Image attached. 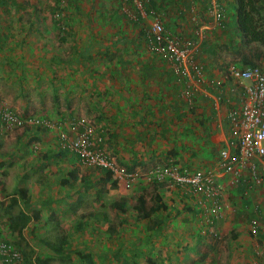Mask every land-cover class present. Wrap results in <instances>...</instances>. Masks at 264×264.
I'll use <instances>...</instances> for the list:
<instances>
[{"label": "crops", "instance_id": "obj_1", "mask_svg": "<svg viewBox=\"0 0 264 264\" xmlns=\"http://www.w3.org/2000/svg\"><path fill=\"white\" fill-rule=\"evenodd\" d=\"M148 1V20L157 15L173 36L189 38L198 45L196 60L204 69L202 80L176 75L172 64L152 53L146 45V30L143 36L129 15L134 7L129 5L126 11L122 3V11L117 12L120 4L117 0H74L70 10L73 15L63 18L67 24L64 32L59 30L52 18H31L24 33L19 35L17 30L14 37L8 38L11 46L20 45L23 38L26 44L18 46L13 55L16 65L10 66L6 59L0 58V67L17 79V86L10 89V95L2 90L4 85H1V80L0 95L9 103L16 101L21 111H42L48 116L46 118L56 123L62 120L63 125L43 128L42 132L34 128L23 132L22 128L0 127V187L8 194L5 197L0 195V202L10 200V196L19 199V205L9 213L11 200L2 206L5 213L1 217H6L7 221L0 218V238L7 240L6 233L11 232L9 216L17 214L22 208L31 217L25 233L34 231L38 234L30 239L25 235L26 239L44 258L57 259L70 251L68 231L60 237L46 235L50 228L58 224L59 228H73L74 225L78 230L74 241L82 236V229L87 232L99 228V232L117 234L118 237H124L126 231L120 242L106 236V242L117 241L118 245L124 240L127 244L141 237L145 241L155 236L168 235L171 238L174 231V256L179 255L180 250L181 264H186L188 258L194 260L191 256L197 259L199 248L210 249L208 255L204 253L205 256L199 259L205 262L208 258V263H211V257L220 243L204 239L214 238L218 231L225 237L233 233L235 242L229 240L226 246L224 243L221 245L228 250L227 257L222 258L223 263L264 264V260L257 262L252 258L254 252L261 254V245L259 237L250 235L248 230L249 218L258 217L260 236L264 234V183L260 186H248L243 182L232 185L229 175L222 177L224 220L213 223V234L210 232V216L198 195L188 194L182 188L166 190L155 184L150 197L134 193L135 200L131 199L133 193H124L125 179L122 181L112 176L108 180L107 171L82 165L78 156L70 152L59 137L60 128L65 129L70 123L66 120L82 114L81 107L78 109L82 104L86 111L90 108L89 114L96 117L101 129H105L110 152L116 153L121 164L130 171L159 164L158 160L163 159L162 164L174 160L192 169L217 166L220 150L231 138L228 112L232 107H240L243 101L242 83L227 76V68L231 63L245 68L254 65L250 60L234 57L235 49L244 44L237 29L236 0H223L225 15L222 27H214L215 30L208 32L205 30L204 35L199 33V26L211 22L205 0ZM260 1L256 4L264 16V0ZM85 2H88L85 8L90 9L89 14H80ZM38 26L40 33L35 32ZM1 35L3 40L7 39L4 34ZM45 54L47 58L55 55L53 60L59 58L51 62L44 58ZM4 77L7 80L5 71ZM22 88L26 92V101L19 91ZM189 90L194 94L193 106L188 103ZM37 153L40 158L36 159ZM115 180L120 181L121 188H118L122 195L114 198L118 196V190L115 194L110 188ZM104 193L105 198L109 194V202L103 201ZM156 194L164 203L162 210L148 218L140 217L135 207L138 198L143 197L151 204ZM87 198L94 201L90 212L82 213ZM99 201L104 202L100 210L97 208ZM37 204V208L45 205L52 210L42 212L35 207ZM69 217H77V220L69 224L66 220ZM155 219L159 220L160 226L150 229ZM136 232L142 235L135 236ZM41 238L55 244L65 239L66 249L56 254L40 244ZM7 241L19 247L22 256L25 254V243L21 240H17L19 244ZM78 247L83 248L84 245ZM244 250L251 254L247 252L244 255ZM93 259L97 264L94 256ZM124 259L117 258L111 263L119 264ZM215 260H218L216 264H220L219 259ZM77 261L83 262L80 257ZM99 263L105 261L99 259Z\"/></svg>", "mask_w": 264, "mask_h": 264}, {"label": "built area", "instance_id": "obj_2", "mask_svg": "<svg viewBox=\"0 0 264 264\" xmlns=\"http://www.w3.org/2000/svg\"><path fill=\"white\" fill-rule=\"evenodd\" d=\"M148 0H122L126 11L129 5L134 7L129 15L133 20L140 18L147 24L146 40L148 49L174 67L176 75L202 80L204 69L197 62L198 45L189 38L173 36L164 27L157 16L149 18ZM211 22L199 26V33L213 29L221 24L225 15L223 0H205ZM62 18L60 12L54 14ZM227 76L242 83L243 101L240 107H232L228 112L231 138L220 150L216 167L192 169L169 160L165 164H155L147 173L148 181L161 184L166 190L185 189L188 194L198 195L204 209L210 216V230L222 219L224 212L221 178L230 176L231 184L246 183L248 186H260L264 183V70L258 66L240 67L229 64ZM188 103L193 106L194 94L187 92ZM50 120L30 114L22 115L0 102V126L14 128H53ZM59 125H56L60 127ZM105 129H101L93 119L78 118L60 128L59 137L63 144L75 153L82 165L99 170H108L119 179L133 178L139 175L122 166L108 149ZM250 234L258 236L260 222L256 217L249 221ZM216 233V232H215ZM24 256L21 249L0 238V262L4 264H22Z\"/></svg>", "mask_w": 264, "mask_h": 264}, {"label": "rangeland", "instance_id": "obj_3", "mask_svg": "<svg viewBox=\"0 0 264 264\" xmlns=\"http://www.w3.org/2000/svg\"><path fill=\"white\" fill-rule=\"evenodd\" d=\"M62 1H63V5H61V2L59 3L58 0H0V58H3L4 61L6 59L7 60L6 63L10 66H12L11 64H14V65L17 64L16 58L13 55H15L14 53H16L18 51V46H24L26 44L25 38H23V40H21L19 42L20 45H18V46H11L10 45L11 41H8V38L10 39V36L14 37L15 33H17V30L19 31L18 32L19 35H21L22 32L24 33L25 30L27 29V23L30 21L31 18H35L37 20H42L45 18L54 19V17H53L54 14L59 10H62V13H61L62 18L61 19H63V15L65 13L67 15L68 14L73 15V13L70 10L73 9L74 0H62ZM117 1H119V0H117ZM256 1H260V0H255V2ZM259 3H261V1ZM82 6H84V8L82 9L81 13L80 12L79 13L82 14V12L83 13L86 12L87 14H89L90 9H86L87 7L85 8V6H88V2H85L84 4H82ZM120 7L122 9L121 4H120ZM77 8H78V6H77ZM78 9H80V8H78ZM222 23L217 25L216 27H222ZM215 28H213V29L215 30ZM213 29H211V30L208 29L206 31L207 32L212 31ZM35 32L40 33L41 28L39 27V29H36ZM1 34H4V37L7 39L3 40V37ZM194 35H196V37H198L197 36L198 34L196 32H194ZM37 42H40V40H38ZM146 45H147V43H146ZM239 45H241V46H238V48L235 49V51L233 50L235 53L234 57L239 56L242 60H246V61L250 60L254 64V66L261 67L264 70V47L260 46L257 43H252L249 45H245V44H239ZM45 53H48V50H45ZM53 56H55V55H52L51 57L47 58L46 54H45L44 58L45 59L47 58L51 62L55 61L57 58H59V57H56L53 60ZM4 71L6 72L7 80L4 79L5 78L4 77ZM1 80H2L1 85H4L2 90L7 91L8 95H10L11 90L14 89V86H17V79L15 78L14 75H12L11 72H8V70L0 67V81ZM20 86L21 87L23 86L21 81H20ZM19 91L21 92L20 94L22 96V99L24 101H26V98H25L26 95H24V93H26V92L24 91V89L22 88V90H19ZM241 96H242V92H241ZM0 102L11 107L13 110L19 112L22 115L33 114V115H36V116H39V117H42L45 119H46V117H48V116H46V113H44L42 111H33L32 109L29 111L28 110H26V111L22 110L21 111V109H19V107H17L18 103H16V101H14L15 103H9V102L5 101L1 95H0ZM81 105L78 107V109L81 107L82 111H80V113H82V114H77V115H75V118H73L71 120H66V122L76 121V120H78V118H82V117L88 118V119H93L96 122H98L96 120L95 116H92L91 114H89L90 108L86 111V108H84L85 106L83 105V107H82ZM73 106L74 105H72V107ZM27 109H29V108H27ZM47 119L50 120L49 118H47ZM50 121L56 125L60 124V123H56L54 120H50ZM60 122L63 125V121L60 120ZM56 125H55V127H56ZM43 128L35 127L34 129L36 131L42 132V130L45 129V128L44 129ZM14 129L16 130L17 128H14ZM22 131L27 132V131H30V129L26 127V128H22ZM103 135L105 136L104 132H103ZM112 154H114V156L117 158L118 162L121 164L116 153L112 152ZM39 156H40V154L37 153L36 159L40 158ZM43 157H45V156H43ZM163 161H164V159L158 160L159 163H161ZM121 165L123 166V164H121ZM153 165L154 164H151L149 166L145 165L143 167H139L138 169H135L134 171H137L139 175L134 176L133 178L125 179V181H123L121 179L123 181V183L125 184V186H124L125 192L124 193H128L129 191H130V194L133 193L131 195L132 196L131 199L135 200L136 194H134V193H144V195H146V197L148 198L154 192L155 183L148 181L147 176H146V173L153 167ZM117 179H119V178H117ZM1 182L2 181H0V183ZM119 182H117L115 180V184L110 188V189H114L113 193H115V194H117V190H118V196H114V198L119 197V195H122L120 193V190H119V188H121V186L119 185ZM259 188H262V186ZM5 192H7V191L3 187H0V195H3L4 197L7 196L8 194ZM103 195H104L103 201L109 202L110 201V200H108V198L110 197L109 194L107 195L106 198H105L106 193H104ZM35 197L37 198L36 194H35ZM92 201H94V199L91 200L90 198H87V200L85 202V208H83L82 213L83 212H87V213L90 212V205H91ZM1 202H0V218L4 219V221H7L6 217H1V215H3L5 213L4 208L2 206H4L6 203L8 204L10 202V200H6L5 203H2V204H1ZM104 202L99 201V204L97 206V208L99 210H100V207H102L101 203H104ZM37 206H38V204L35 205L36 208H37ZM38 209H40L42 212L44 210L46 212H48V210H52V207H49V209H47V206H45V205L41 206L40 205L37 208V210ZM57 211H59V210H57ZM74 212H76V211H74ZM87 213H85V214H87ZM224 213L225 212H223V217L220 220V222L224 220ZM76 218L77 217L71 219V217H69V219H66L67 223H69V224L70 223L72 224V222L75 223V220H77ZM252 218H254V217L253 216L250 217L249 220ZM256 218L260 222V219L258 217H256ZM100 222L101 221H98V223H100ZM96 223H97V220H96ZM203 224H204V220H203ZM54 227L55 228H50L49 230L47 229L48 230V232H46L47 237L51 236V238H52L53 235L60 237L61 235H64V233L68 231L70 233L69 237H70V241H71L70 242L71 247L69 249L70 250L69 253L68 254L66 253L64 256H61L60 258H57V259H53L50 257L47 258L49 261V264H84L83 262L80 263L79 261H77L79 256L77 254L78 251H76V250H78V249H80L79 251H82L85 253L90 252L94 256V258L96 259L95 262H97V264H112L111 263L112 260L116 261L117 258L121 259L123 257L131 259L136 264H174V261H175V264L176 263L181 264L182 258L180 255L181 254L180 250L178 251L179 255L176 254L174 256V231H173V233H171L173 235V237H171V238H169L168 235L163 236V237L155 236L153 238L148 237L145 241L141 237V239L132 240L131 242H128L127 244L125 243V240H124L123 242H121L118 245L117 241L112 242L110 240L109 242H106V236L108 235L110 237H113V239H115V240L119 239V242H120V241H122V238L125 237L126 231L124 232V237H123V235H119V237H118L117 234L109 235L108 233H105V232H99L98 231L99 228L98 229L93 228L92 230L90 229V231H87V232L84 231V229H82L83 230V231H81V232H83L82 236L80 235L79 239L77 238L76 239L77 241L76 240L74 241L73 238H76V236H77L76 233L78 232V230L75 229L74 225H73V228H72V226H68V227L66 226L67 228H59L58 224ZM98 227H100V225H98ZM135 227H136V225H135ZM263 228H264V225H263ZM71 229H73V230L70 231ZM260 229H261V227H260ZM42 232H40V233L42 234ZM40 233H39V235H40ZM249 233H250V230H249ZM6 234H7L6 235L7 240L18 243L17 237L12 232H7ZM136 235L141 236L142 233L136 232L135 236ZM260 235L261 234L259 233L258 234V237H259L258 241L261 245V249H259V252H261V254L256 255L254 252V254L252 255V258L256 259L257 262L264 260V234H262L263 236H260ZM26 236L28 237V239H30V238H33V236H38V234H37V232H34V231L28 232V233L26 232ZM225 238H227V239H225ZM126 239L129 240V238H126ZM234 239H235V236L233 235V233L229 234L228 237H225L223 234L222 235L219 234V231H218V233L216 234V236L214 238L212 237V239H210V238L204 239L205 241L208 240L206 242L218 241L220 243L217 246V249H215V253H213V257H211L212 258L211 263H208V261H209L208 258H207V261H205V262H203V259H199V257L203 258L205 256V254L208 255L209 254L208 251H210V249L199 248L200 254L196 255V256H198V258L195 259V256H191L194 260H191L188 258V262L186 264H214V263L216 264V261H218V260L214 261V259H219V263L224 264L223 263L224 261L222 260V258L227 257L228 250L225 247L223 249V247H221V245L224 243V246H226V243L229 242V240H231L232 242H235ZM248 240H249V235H248ZM96 244H98V245H96ZM81 245L82 246L84 245V247L79 248L78 246H81ZM91 246L96 247V248H92ZM160 248H162V250ZM221 249H223V250L221 251ZM184 252H185V254L187 253L186 250ZM247 252L250 253L248 250H244V255H246ZM188 257H190V256H188ZM99 259H102V261H105V263H99ZM22 264H25V263H22Z\"/></svg>", "mask_w": 264, "mask_h": 264}, {"label": "trees", "instance_id": "obj_4", "mask_svg": "<svg viewBox=\"0 0 264 264\" xmlns=\"http://www.w3.org/2000/svg\"><path fill=\"white\" fill-rule=\"evenodd\" d=\"M58 1L59 3L61 2V5H63L62 0H58ZM117 2L122 5V0H119ZM236 3H237L236 5L237 6L236 7L237 29L242 36L243 43L246 45L257 43L260 46L264 47V16L261 14L255 0H236ZM120 4H118L119 6L116 8L117 12L122 11ZM57 12L62 13V10H59ZM66 15L67 14L65 13L63 15V18ZM53 17H54L53 21L56 22L59 30L61 32H64L67 26L66 22L64 21L65 19L62 20L61 18L56 19L55 16ZM134 23L136 26H138L139 32L144 36V32L147 28V24L145 23V21L141 20L140 18H137L136 20H134ZM105 171H107L106 178L110 180L113 176L112 173L108 170H105ZM155 184L163 188L161 184H158V183H155ZM10 200L12 202V206H10L9 208L10 210H7L8 211L7 213H9L11 209L14 208V206L19 205V199L17 197L10 196ZM135 207L137 208L140 217L148 218L153 213L162 210V207H164V203H162L161 197L159 196V194H156L151 204L148 203L145 198L139 197L137 203L135 204ZM30 222H31L30 215L27 214L25 210H22V208H19L17 214L9 216V226L11 228V232L17 237L18 242L21 240L23 243H25L26 251H25V254L23 253V256H24L23 263L25 264H49L48 259L39 256L36 253V250L34 249L33 245H30L29 241L26 239L25 228L28 227ZM159 224H160L159 220L155 219L152 222L150 229L151 228L154 229L156 226H158L159 228L160 226ZM80 228H81V225L79 226L78 229ZM107 231L109 232L111 230L107 229ZM111 232H114V231H111ZM43 239L44 238H41L40 244L43 243L46 247H48L52 252L56 254H61L66 249L65 239L60 240L61 242H58L56 244L53 242H49L48 240H43ZM77 254L81 258L84 264H94L93 256L90 253L78 251ZM119 264H136V263L132 261L131 259L125 258Z\"/></svg>", "mask_w": 264, "mask_h": 264}]
</instances>
